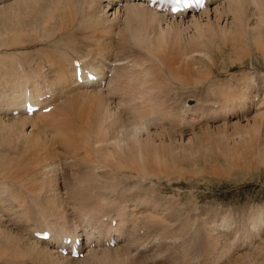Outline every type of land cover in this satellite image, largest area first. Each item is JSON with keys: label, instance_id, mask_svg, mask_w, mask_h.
Here are the masks:
<instances>
[{"label": "bare ground", "instance_id": "6f19581e", "mask_svg": "<svg viewBox=\"0 0 264 264\" xmlns=\"http://www.w3.org/2000/svg\"><path fill=\"white\" fill-rule=\"evenodd\" d=\"M149 1L0 0V264H176L163 251L184 239L186 252L212 242L193 264H264L251 255L264 210L248 223L252 249L225 236L229 220L219 238L157 191L183 159L218 172L264 161V111L224 119L264 109V0ZM218 49L240 72L207 71ZM245 243L250 256H238Z\"/></svg>", "mask_w": 264, "mask_h": 264}, {"label": "rangeland", "instance_id": "374dc122", "mask_svg": "<svg viewBox=\"0 0 264 264\" xmlns=\"http://www.w3.org/2000/svg\"><path fill=\"white\" fill-rule=\"evenodd\" d=\"M221 50L222 49L217 50L219 52V53L217 52L218 54L216 52H214L215 49H214V51H212V53H214V55H213V57H214L213 60L215 59L214 62L217 60L218 61L215 62V65H213L214 67L211 64L205 62V64H206L205 66H207V71L210 72L211 71L210 69H212L213 71H215L217 73H226L227 72L226 66H228L229 67L228 70L230 71V73L240 72V68H233L234 66H229V64H230L229 60L230 59L228 58L227 54L224 53L223 51L221 52ZM215 53H216V55H215ZM220 53H222L223 55L221 54V56L219 57ZM221 57H223V58H221ZM220 63H222L223 65H221L217 69L216 65H218ZM256 64L257 65L259 64V69L261 71H264V60L263 59H259V63L256 62ZM263 74H264V72H263ZM224 77H226V76H224ZM224 77H222V78H224ZM187 103L193 104L194 100L188 99ZM251 107L252 108H250V110H245V111H243V110L239 111L240 109H237L236 111H234L232 113H228L227 117L224 119L227 120L226 122L232 121L234 123H237L238 118H239L238 121L240 120V118H241V120L247 118V117H243V115L241 114L242 112L246 114L248 111H252L254 113L256 112V113L260 114L262 111H264V109L261 107H253V106H251ZM218 125H221V123ZM262 129L263 130H260V131H262L261 135H264V127ZM248 130H250V129H248ZM251 133L254 136L253 142H255L257 144V142L261 141V139H260L261 136L259 138L256 134H254V132L251 131ZM258 133H259V130H258ZM226 142H228V140L225 141V145H226ZM231 146L234 147V145H230L228 150H230L232 148ZM212 147L217 149V146L214 142L212 143ZM249 150L252 153L258 151L257 148L255 150L247 148V151H249ZM243 153H245V152L243 151ZM19 158L21 159L20 156H19ZM27 160H31V159H27ZM209 160L210 159L207 158L205 160L206 161L205 163L200 161V160H194V159H192V160L190 159L189 162H186V161L183 162L184 159H183V161L180 160L181 162L179 161L178 163H181V164H178V163L177 164L180 165V167L182 166L183 169H181V171H179V169H178V171H179V172L177 171L178 174L176 171L174 172V173H176L177 176L174 173H170V174H168V176H170V178L168 176H166L168 178L161 177L160 182H161L162 186L157 187L158 193L161 195L162 198L165 199L166 204H170L171 206H173L174 208L177 209L176 211L178 214L183 216L184 212H183L182 207H184L185 209H187L189 211V213L191 214L192 217L196 218L195 216H198V218H200V220H203V218L204 219L206 218V221L209 222L210 227H211V225L213 227V224H215L214 228H216L217 227L216 224L221 222V220L223 218L224 219L222 221H224V222H227L229 220L227 223H229L230 226H232V225L233 226L229 230L223 229L225 236L228 235V238H230V236H237L238 238L236 241L238 242L239 239L241 238L242 234H244V239L246 242L248 241L247 242L248 244L249 243H252V244L256 243V246L252 247V249H256L259 240H258V238L252 239V235L253 236H259V233L258 234L253 233L252 229L250 227V224L248 225V223L252 219L254 213H257L258 211L262 212L264 210V161L259 160V158H247V159H244L242 161L240 160L239 162H236V164H233V168L230 169L231 171L230 170L227 171L225 169L223 171L220 168L222 171L218 172L217 167L215 168V166H214L217 163L212 162L211 160L209 161ZM220 160L222 161V162H220V164L224 162L222 159H220ZM203 165H204V167H203ZM192 166H195V168L196 167L198 168L199 166L200 167L198 169L197 168L195 169ZM32 167H35V165L31 163L27 168L29 178L31 175ZM185 167L188 168L187 172H186ZM201 168H205L206 173H203V169H201ZM193 169H195L196 171H199L197 173L194 170L198 174L197 178H196L197 174H194L195 172L192 171ZM183 170H185V171H183ZM211 170H213V173L209 172ZM182 171H183V173H182ZM188 171H189V173H188ZM184 173H185V175H184ZM179 174L180 175L182 174L184 177L180 176ZM189 174L191 175V178H190ZM209 174H211L212 176H209ZM186 175H189V177ZM192 175L195 177H193ZM187 177H188V179L190 178V180H188ZM179 178H180V180H179ZM186 179H187V181H186ZM178 188H179V190H178ZM173 196H174V198L172 199ZM158 197H159V195H158ZM20 207H23V206H20ZM31 208H32L31 205L26 206V209H28L31 212L36 210L35 208H33L31 210ZM192 220H193V218H192ZM17 222H19V221H17ZM175 224L177 225L176 230L180 226H183V218H181L179 220V222H176ZM217 228H216V231L214 234L220 238V235H221L220 232L222 231V228H218V229ZM216 232H218V233H216ZM245 235L250 236V238H247ZM185 240H189V239H184L183 242L179 240L180 243L182 242L181 246H180L179 242L178 243L176 242L177 245L175 247L173 245L174 243L171 244L172 246L171 245H170L171 247L169 246L170 249H168L167 251H163V255L167 256V257L171 256L172 260L174 259L176 264H193V263H195V261L197 260V258L199 256H202L201 255L202 251H204V252L206 251L205 252L206 256L209 255L208 251H211L210 247L212 245V242L210 243L211 245L209 244L210 247H208V244L207 245L205 244V246H203L204 248H202L200 244L195 245V247L190 246L188 252L189 253L191 251L192 252L194 251V252L193 253L191 252L189 254L188 252L184 251V249H182V245L186 244V243L190 244L192 241H185ZM231 240H233V238ZM241 241H240V244H241ZM206 246H207V248H206ZM201 248H202V250H200ZM237 248H239V247H237ZM240 248L238 250H241V252L239 253L238 256H243V255L244 256H250V254L248 253L249 252L248 245L246 243L244 245H242V247L240 246ZM195 250H197V252H195ZM170 252L171 253L174 252V254L171 255ZM177 253H178V255H176ZM180 253H182V254H180ZM184 253H185V255H183ZM186 253H188L189 256ZM251 255L257 257V259H259V261L263 260V262H264V244L259 245V247L255 251H251ZM176 257H177V259H176ZM191 257H193V259H191ZM183 258L186 261L185 260L183 261ZM226 258L228 259L227 256H225V259ZM180 259H181V261H180ZM187 259H191V260H187ZM225 259H223L222 262H220V263L221 264L233 263L232 262L233 259H230L229 261L227 259L226 260ZM28 263L29 264H32V263L36 264L35 261H33V262L29 261ZM112 263L113 262L111 261L110 264H112ZM14 264H17V262L16 263L14 262ZM42 264H44V263H42ZM45 264H48V263H45ZM99 264H103V263L101 262Z\"/></svg>", "mask_w": 264, "mask_h": 264}, {"label": "snow or ice", "instance_id": "6c2138e0", "mask_svg": "<svg viewBox=\"0 0 264 264\" xmlns=\"http://www.w3.org/2000/svg\"><path fill=\"white\" fill-rule=\"evenodd\" d=\"M178 2H179V0H178Z\"/></svg>", "mask_w": 264, "mask_h": 264}]
</instances>
